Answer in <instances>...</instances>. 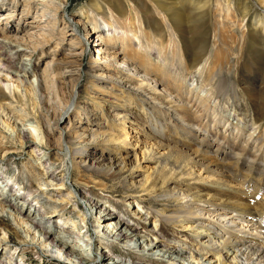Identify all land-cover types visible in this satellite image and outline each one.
I'll return each instance as SVG.
<instances>
[{"label": "bare ground", "instance_id": "6f19581e", "mask_svg": "<svg viewBox=\"0 0 264 264\" xmlns=\"http://www.w3.org/2000/svg\"><path fill=\"white\" fill-rule=\"evenodd\" d=\"M13 1L15 2V0ZM24 1L27 3L25 6L29 10L28 12H30L28 4L31 0ZM45 1L56 4L60 8L66 4V0ZM114 1L92 0L89 5L93 18L100 17L104 21L105 27L101 31L103 35L100 36L103 38L105 34V41H98L101 40L98 34L97 54L106 51L107 59L114 61L118 66L111 67L112 72L107 75L102 73V78L122 89L121 98H125V95L138 97L137 101L140 103L141 109L148 114V118H152L151 135L160 143H165L163 140L166 139L165 130L169 126V122L177 124H174V129L177 132L180 128L183 129L179 132V139H177L174 148L179 150L178 152L184 157L185 161H188L189 164L194 163L201 166L214 180L209 184L211 191L205 197L199 193H191L189 190L186 193H179L177 190L170 191L167 187L165 192L171 195L168 204L171 202L177 203L173 212L169 211L170 213H168L167 208L158 209L153 201L151 204L152 213L156 214L157 219L163 221V224L168 226L182 225L186 231H190L191 236L199 245L198 249L193 247L195 250L191 247L197 254L192 251L191 255L188 256V253H185V247L179 243L176 245L166 244L161 234L162 223L160 228L140 231L129 226L125 218H119L116 222V214L112 213L114 210H109L107 207L103 209L102 205L98 206V203L95 204L92 197H90L88 202L91 209L99 214L100 223L115 222L114 229L109 227V231L108 229L105 232L100 230L98 231L99 235L103 237L106 235L107 240L112 242L113 248H119L118 243H125L129 246L127 250L131 251V247L141 244L145 257L152 256L156 260L173 259L179 264H211L212 262H214L213 264H264V198H261L260 195L261 193L264 195V191L261 192L264 189V130L262 136L258 137V142L255 141L258 146L254 148L250 145V141L255 132L248 130V135H245V133L240 134L242 127L243 130L248 129V126L242 120L238 119L236 123L230 121L225 134H222V132L221 134L218 132L210 133L208 130L210 127H206L202 122L205 116L203 114L198 115V112L208 109L210 99L217 98L222 93L227 96L231 93L234 97H239L238 69L242 66L244 51H246L245 47L249 44L250 37H260L261 41L258 43L264 49V0H163L162 2L149 0L157 6L156 14L161 17L160 21L163 23L157 21L159 24H164L169 32V36L164 37L165 39L163 37L158 39L156 35L153 36L154 41L151 43L149 39L143 40L141 38L144 23L135 11L140 7V3L137 0H122V3L115 5ZM125 5L130 7V11L126 12ZM256 6L260 10H257ZM152 19L154 20L155 16ZM70 26L73 27L72 35L79 37L76 23ZM96 28H98V23L94 19L91 29H88V31L92 32ZM130 28L136 32L134 35L130 32ZM202 28H206L204 30L205 34L201 30ZM192 29L203 34L202 39L207 42L195 43L192 38L186 40L180 35L181 32L186 30L192 32ZM1 32L0 93L9 101V104L19 105L23 103L26 115L31 114L34 118L40 119L39 124L43 127L39 129L42 134L39 144L47 148L54 147L57 151L63 152L62 161L64 162V156H68L75 172L80 173L83 167L90 174H96L104 178L110 177L112 180L117 178L118 174L115 166L125 168V157L120 159H118V156L108 157L103 153V150L101 152L98 150L96 146L102 143H113L115 140L108 130L101 127L100 124L102 123L96 125L94 120L87 119L86 126L80 131L74 127L69 130L60 127L59 120L66 117L71 108H74V112L81 108L78 102V89L82 74L78 73L77 69L73 67L77 65L78 58L82 55L77 53L69 55L64 63L65 69H61L58 76H56V78L62 80L68 79L70 74L76 76L70 91L66 90L65 81H60L61 83L56 86L59 92V103L63 107L60 114L57 115L56 110L50 107V103L54 98L50 91L49 79H55L51 76V72L47 70L39 76L35 68L30 66L31 64L18 63L15 59V55L20 53H34L30 47H23L26 42L29 44L33 35L27 34V41L25 38L15 39L7 36L8 33L2 34ZM85 36L83 37L87 40ZM212 37L213 43H210ZM82 41L83 39L80 38V43ZM187 43L192 45L193 54L197 56L195 68L198 78L193 82H189L187 75L184 74L190 57ZM118 45L121 46L122 52L112 51ZM143 45L146 46L141 49L144 47ZM130 47L144 51L142 53L153 50L157 55L156 58L160 61L163 59L164 64L156 65V62L146 56L143 59L131 56ZM99 56L93 60L94 63L91 64V68L96 69L99 67L95 63ZM173 68H175L174 71ZM16 82L19 83L16 84ZM133 84L135 85L133 86ZM199 84L202 85V90L198 86ZM204 86L211 87L212 93H209L208 90V94L203 99L200 95L203 94ZM173 93H176V95ZM51 111L57 117L54 124L55 130H61L67 136L64 139L66 149L62 144V138L51 136L52 126L50 121L44 120L45 115H48ZM159 115L162 116L161 119L164 118L165 123L161 122V116L159 117ZM117 116L120 119L124 115L122 112H118ZM216 118L213 121L218 120ZM253 125L255 126V123ZM94 126L97 127L94 128ZM186 128L191 129V132H185ZM210 131L212 130L210 129ZM229 131L230 133H227ZM34 132L36 133L35 129ZM21 135L23 142L27 143L26 132L23 131ZM39 137L40 134H37V139ZM31 139H34V136ZM181 145H183V148ZM213 146H215V150H212ZM38 147L40 148V146ZM186 149H192V152L185 151ZM34 152L32 151V154ZM108 161L109 165L106 164ZM115 161H119V165H116ZM242 169L244 170V179L241 184L248 186L249 193L236 190L231 184L232 180L239 179V173ZM252 174L255 177H252ZM0 175L3 176L2 173ZM89 177L93 178L92 175ZM4 179L7 180L6 176ZM228 179H231V181ZM75 182L86 183L79 178ZM1 183L6 184L7 191L4 192L3 196H0V215H4L2 204L12 205L13 211L18 213V217H11L10 214L7 217H11L21 227L20 229L24 228L25 221L27 223L31 222V227L34 229H40L44 241L47 242L45 244H48L51 249L58 250V254L53 256L56 260L62 261L65 256V260L66 258L69 260L76 259L79 264H90L98 260L99 263L96 262L95 264H124V260L114 258L108 251L107 253L98 252L96 254L92 246L82 245V236L74 232L58 231L57 226L52 228V226L46 225L50 219L62 213L55 206L59 204L66 207L71 201L74 202L70 191L67 192V202L62 200L57 203L48 198L50 200L49 205L51 204L50 206L54 210L47 212L45 216L41 214L42 212L36 213L37 207L35 206L32 210L34 203L42 207L41 200L35 199V196H31V194L29 197L26 194L18 198L17 193L21 194L22 191L20 190L22 189L16 190L14 186L9 185L3 179L0 180V185H2ZM30 184L32 188H36L34 182ZM86 184L90 185V183ZM122 184V187L127 190L141 188L143 194L135 197V200H140V202H143L140 199L144 198L142 196L151 195L154 191V189H148L146 185H137L135 182L128 185L126 180ZM164 184L166 185V183ZM37 188L40 192L44 191L40 186H37ZM101 189L109 188L101 185ZM92 195L97 196V193L93 191ZM10 197L23 203L8 201ZM214 198L219 202H213ZM210 205L214 208L218 206L220 208H207L206 213L201 211L203 206ZM75 206L78 207L76 204ZM214 211L218 214L230 211L227 213L229 217L239 222L235 227L228 226L213 217ZM0 224H3L1 218ZM30 229H28V232H30ZM1 234H3L1 244L10 243V238L4 232ZM150 235H154V238ZM142 237H147V239L142 240ZM202 237H207L205 242L200 240ZM27 242H30L29 238L23 240L22 243ZM199 250L206 253L204 256L207 261L210 260L208 263L206 260L201 259L200 254L197 252ZM18 251L17 249L14 251L12 258H15L16 255L19 256L20 251ZM8 261L3 259L1 264H22L17 263V261H11L10 263Z\"/></svg>", "mask_w": 264, "mask_h": 264}, {"label": "rangeland", "instance_id": "374dc122", "mask_svg": "<svg viewBox=\"0 0 264 264\" xmlns=\"http://www.w3.org/2000/svg\"><path fill=\"white\" fill-rule=\"evenodd\" d=\"M137 1L140 3V7L135 11L144 23L143 35L141 36L140 33L138 35L143 40L149 39L150 43L154 41L153 36L155 35L158 39L160 37H163V39H165L164 37H168L169 32L165 28V25L159 24L157 21L161 20V17L156 14L157 6L149 0ZM154 1L162 2L163 0ZM91 2L92 0H66L65 6L60 8L58 5L45 0H31L28 4L30 6V12H28L29 10L25 6L27 3L24 0H15V2L13 0H0V31H2V34L8 33L7 36L15 39L25 38L27 40V34L33 35L30 38L29 44L26 42L23 47H30L34 53H20L15 55V59L18 63L26 62V64H31L30 66L35 68L39 76L43 75L47 70L51 72V76L55 79H49L51 85L50 91L54 98L50 103V107L56 110L57 115L60 114L63 107L59 103V92L56 86L61 83L60 81H65L66 90L70 91L76 76L70 74L66 80L56 78V76H58L61 69H65L64 63L69 58V55L72 53L82 55L78 58L77 65L73 67L77 69L78 73L82 74V80L78 89V102L81 108L75 112L74 108H71L68 115L59 120L60 127L66 130L74 127L80 131L86 126L87 119L94 120L96 125L102 123L100 124L101 127L108 130L115 140L113 143H102L96 147H98L100 152L103 150V153L108 157L114 158L118 156V159L125 157L126 167L115 166L118 176L114 180L110 177L104 178L103 176L90 174L83 167L80 173L78 171L75 172L68 156H64V162L62 161L63 152L57 151L54 147L47 148L39 144L42 135L39 129L43 127V125L39 124L40 119L34 118L31 114L26 115L23 103L19 105L9 104V101L0 93V173L3 176L5 175L6 178L7 176H17L20 184L19 189H22L20 191L23 192V189L28 188V197L31 194V196H35V199L41 200L43 204L40 207V205L34 203L32 210L37 207L35 212H42L41 214L45 216L47 212L54 210L50 206L51 204L49 205L50 200L48 198L57 203L62 200H66L65 202H67V192L70 191L74 202L71 201L66 207L59 204L57 206L54 205L62 213L50 219L46 225H50L52 228L57 226L58 231H70L82 236L83 241L81 244L92 246L96 254L98 252L107 253L108 251L114 258L124 260V264H179L173 259L156 260L152 256L145 257L141 244L138 245L139 248H137L138 246L131 247V251L127 250L129 246L125 243H118L119 248H113L112 242L107 240V236L104 235L105 237H103L98 233L100 230H104L105 232L108 229L109 231V227L110 229H114L115 222H109L108 224L107 222L100 223L99 214L91 209V205L88 202V198L90 197H92L95 204L98 203V206L102 205L103 209L107 207L109 210H114L112 213L116 214V222L119 218H125L129 226L137 228L140 231H150L156 227L160 228V224L164 223L157 219L156 214L152 213V201L156 203L155 205L158 209L167 208L166 211L168 210V213L173 212L176 208V202L168 204L171 195L166 194L167 187L170 191L177 190L179 193H186L189 190L191 193H199L205 197L211 191L209 184L214 178L201 166L194 163L189 164L178 152L179 150L174 148L176 147L177 139H179V132L183 129L180 128L177 132L174 129V124H177L169 122V126L165 130L167 136L163 140L165 143H160L151 135L152 118H148V114L141 109L142 107L137 101L138 97H132L133 95L127 93L131 96L125 95V98H121L122 89L102 78V73L107 75L112 72L111 67L118 66L114 61L107 59L106 51L97 54L96 45H99L97 42L105 41L104 37L106 35L104 34L103 38L100 37L103 35L101 31L105 29L104 21L100 17L93 18V14L89 10ZM114 2L115 5H119L122 3V0H115ZM256 8L260 10L258 6ZM125 10L126 12L130 11V7L125 5ZM153 16H155L154 20L152 19ZM94 19L98 23V28L89 32L90 30L88 31V29H91ZM75 23L78 28V30L76 29L79 32L78 35L83 39L81 43L79 37L72 35L73 27L70 25H74ZM205 29H201L204 34L206 33ZM192 30V32H189V30L183 31L180 35L186 40L192 38L195 43L207 42L202 39L203 34L195 32V29ZM130 32L133 35L136 33L131 28ZM98 34L101 40H98ZM83 36L87 37V40ZM259 38L258 36H251L249 44L245 47L246 51H244L243 63L238 69L239 97H234L231 93L228 96L222 93L217 98L213 97L209 100L207 110L200 108L202 112H198V115L203 114L205 116L202 122L206 127H210L208 129L210 133L218 132L221 134L222 132V134H225L230 121L236 123L238 119L242 120L248 126V129L243 130L242 127L240 134L245 133V135H248V130H251V132L253 130L255 133L252 138L253 140L251 139L250 141V145L254 148L258 146V137L262 136L264 130V49L258 43L261 41ZM210 43H213V37L210 38ZM188 44L187 49L190 57L184 74L187 75L189 82H193L198 78L195 68L197 56L193 54L192 45ZM134 46L136 47V45ZM143 46L141 49H144L146 45ZM116 50L122 52L121 46L118 45L112 49L114 52ZM142 52L144 51L130 47L131 56L140 59L146 56L152 59L153 62H156V65L164 64L163 59L160 61L156 58L157 55L153 50L147 53ZM98 55L100 56L95 63L99 67L93 69L91 68V64L94 63L93 60L97 59ZM174 70L175 68H173ZM18 83L16 82V84ZM198 86L201 87L202 85L199 84ZM210 89L211 87L204 86L203 94L201 93L200 96L203 98L209 91V93H212ZM173 94L176 95V93ZM75 99L77 100V97ZM118 112H122L124 115L120 119L117 116ZM214 118L218 120L213 121ZM44 120L50 121L52 126L51 136L53 138H62V144L66 149L64 139L67 136H65L63 131L55 130L54 128V124L57 121L55 113L52 114L51 111L48 115H45ZM161 120V122L165 123L164 118ZM207 120L208 122H206ZM253 123H255V126ZM96 127L94 126V128ZM23 131L26 132L27 143H24V140L21 139ZM185 132L189 133L191 129L186 128ZM227 133H230V131ZM236 133L239 135L237 130ZM37 134H40L39 139H37ZM32 136H34V139H31ZM256 140L257 142L255 143ZM181 147L183 148V145ZM181 147L179 148L182 149ZM212 150H215V146L212 147ZM32 151H35L34 154H32ZM185 151L192 152V149H186ZM119 163V161H115L116 165H119ZM106 164L109 165V161ZM243 173L244 170H240L238 180H228L231 181L232 186L236 190H242L244 193L247 191L249 193L250 191L247 190L248 186L241 184V181L244 179ZM91 175L93 176L92 179L89 177ZM251 176L253 177L254 174ZM77 178L81 179L82 182L90 183L91 186L86 183L75 182ZM125 180L128 185L135 182L137 185H146L148 189H154V191L151 195L142 196L144 198L140 199L143 202L137 201L135 197L143 194V190L141 188L137 190L123 188L122 183ZM31 182H34L36 188L31 187ZM21 184L25 187L21 188ZM101 185H105L109 189H101ZM37 186H40L44 191L40 192ZM163 186L165 187L163 188ZM93 191L97 193V196L92 195ZM263 191L264 189L261 192ZM260 195L261 198H264L262 193ZM9 200L18 202L19 204L23 203L12 197L8 198ZM213 202L218 203L219 201L214 198ZM2 205L4 206L2 207L4 215H0V218L3 219V224H0V264L3 259L9 260V263L17 261V263L23 264H79L76 259L69 260L66 258L65 260V256L62 261L56 260L53 256L58 254V250L51 249L48 244H45L47 242L44 241L41 230L38 228L34 229L31 227V222H28V224L26 221L23 224L24 228L20 229L21 227L11 218H17L18 213L13 211L12 205L7 203ZM207 208L217 209L220 207L203 206V210L201 211L206 213ZM229 212L225 211L218 214L214 211L213 217L228 226L235 227L239 221L230 218L227 214ZM8 214L11 217H7ZM28 229H30V232H28ZM86 231L90 232L87 233ZM2 232L10 238V243L1 244L3 238ZM161 234L166 244L176 245L179 243L181 246H184L186 249L185 253H188V256L191 255L193 247L195 249L199 247L197 241L191 236L190 231H186L182 225L174 224L168 226L163 224ZM150 236L154 238V235ZM28 238L30 242L22 243L23 240H27ZM205 238L202 237L200 240L205 242ZM146 239L147 237H142V240ZM16 249L20 251V254L12 258ZM197 252L200 254L201 259H204L203 261L207 259L204 256L206 253L201 252V250ZM193 253L195 254L196 251H193ZM213 259L215 260V258ZM96 262L99 263V260ZM96 262L90 264H95Z\"/></svg>", "mask_w": 264, "mask_h": 264}]
</instances>
